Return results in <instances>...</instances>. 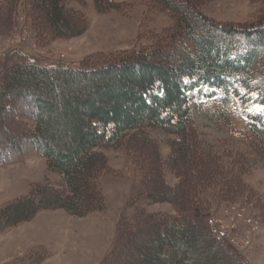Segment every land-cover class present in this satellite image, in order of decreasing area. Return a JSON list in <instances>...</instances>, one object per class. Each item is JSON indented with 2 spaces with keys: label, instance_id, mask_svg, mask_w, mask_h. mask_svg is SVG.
<instances>
[{
  "label": "rangeland",
  "instance_id": "rangeland-1",
  "mask_svg": "<svg viewBox=\"0 0 264 264\" xmlns=\"http://www.w3.org/2000/svg\"><path fill=\"white\" fill-rule=\"evenodd\" d=\"M110 1L104 10L94 0L69 1L77 34L57 36L41 25L37 37L30 17L40 25V15L32 9L31 0H0V67L14 50H23L43 66L84 69L122 61L136 52L172 49L171 42L178 40V16L163 8L160 0ZM200 8L224 24L264 23V0H202ZM24 27L36 43L33 49H28L32 39L19 37ZM157 60L167 67L177 66L180 56ZM259 70L264 77V63ZM4 73L0 70V81ZM28 90L21 96L17 91L10 93L6 100L12 103L11 109L0 110V207L28 195L38 184L63 191L61 173L37 152L35 144L42 143L31 140L28 132L35 129L32 115L38 112V97L47 95ZM63 90L85 93L79 83L72 90L58 89ZM188 95L193 116L189 137L198 166L179 164L173 158V143L179 136L171 131L145 127L130 132L122 146L101 149L107 158V169L99 180L104 208L86 216L62 208L44 209L29 221L0 227V264H137L142 239L136 238L130 246V234L139 228L150 231L149 214L179 216L190 204L188 198L175 204L157 202L151 194L163 182L183 197H197L195 205L205 207L210 223L223 217L226 206L249 200L248 213L260 220L249 257L264 264V139L254 136L246 124L247 114L264 117V106L256 91L249 92L246 105L234 97L227 121L220 116V95L215 89L200 87ZM230 248L241 260L240 253Z\"/></svg>",
  "mask_w": 264,
  "mask_h": 264
},
{
  "label": "trees",
  "instance_id": "trees-1",
  "mask_svg": "<svg viewBox=\"0 0 264 264\" xmlns=\"http://www.w3.org/2000/svg\"><path fill=\"white\" fill-rule=\"evenodd\" d=\"M69 1L73 0H31L41 23L37 25L30 17L34 35L38 37L36 30L41 25L57 36L77 34ZM94 1L100 10L111 6L110 0ZM201 1L160 0L163 8L178 16V40L174 42L172 35V49L136 52L122 61L84 69L43 66L23 50L11 52L0 67L5 72L0 81V110L11 109L12 103L6 100L10 93L45 92L47 97H38V112L32 115L35 129L28 132L31 140L42 143L35 144L37 152L61 173L63 191L48 183L38 184L28 195L0 207V227L29 221L44 209L62 208L78 216L103 209L99 180L107 169V158L101 149L122 146L130 132L145 127L164 128L179 136L173 143V158L179 164L198 166L195 144L189 137L193 127L189 91L215 89L220 95V116L227 121L234 97L246 105L249 92L256 91L264 106V77L258 75L264 63V23L218 22L202 12ZM166 49L173 52L166 53ZM176 55L180 56L177 66L167 67L157 60ZM75 83L83 95L58 91L63 86L72 90ZM246 117L248 129L264 139V117ZM151 196L173 204L188 198L190 204L179 216L149 214L150 231L139 228L130 234V246L136 238L142 239L139 264H242L230 245L213 233L205 207L195 205L197 197H183L165 182L155 186Z\"/></svg>",
  "mask_w": 264,
  "mask_h": 264
},
{
  "label": "built area",
  "instance_id": "built-area-1",
  "mask_svg": "<svg viewBox=\"0 0 264 264\" xmlns=\"http://www.w3.org/2000/svg\"><path fill=\"white\" fill-rule=\"evenodd\" d=\"M19 37L22 41H28L32 39L31 31L27 27L21 28ZM29 43L28 49H33L35 41ZM251 207L249 200L236 202L224 208L222 218L211 220L213 233L219 240L232 245L240 253L242 264L255 263L249 256L254 248L253 234L260 228V220L257 216L248 213Z\"/></svg>",
  "mask_w": 264,
  "mask_h": 264
}]
</instances>
